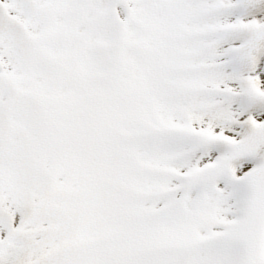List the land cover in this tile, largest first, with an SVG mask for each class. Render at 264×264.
Wrapping results in <instances>:
<instances>
[{"label":"snow or ice","instance_id":"snow-or-ice-1","mask_svg":"<svg viewBox=\"0 0 264 264\" xmlns=\"http://www.w3.org/2000/svg\"><path fill=\"white\" fill-rule=\"evenodd\" d=\"M0 264H264V0H0Z\"/></svg>","mask_w":264,"mask_h":264}]
</instances>
